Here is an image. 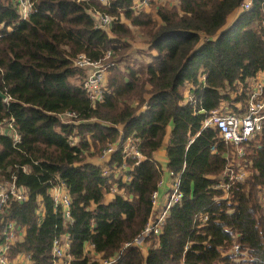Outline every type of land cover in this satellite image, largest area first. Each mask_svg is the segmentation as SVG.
Masks as SVG:
<instances>
[{
    "label": "trees",
    "instance_id": "16d2710c",
    "mask_svg": "<svg viewBox=\"0 0 264 264\" xmlns=\"http://www.w3.org/2000/svg\"><path fill=\"white\" fill-rule=\"evenodd\" d=\"M245 1H156L153 12L136 13L134 0H110L107 6L32 0L34 12L22 21L15 0H0V92L7 97L0 98V121L14 119L21 136L15 146L0 135V181L15 177L30 194L28 202L11 201L0 215V234L9 221L26 231L12 259L26 254L33 264H53V242L63 235L70 237L71 264L117 257L152 216V196L164 175L155 155L168 137L166 170L173 182L167 196L180 178L182 200L169 210L160 235L134 245L115 264H235L227 255L235 242L253 264H264V131L239 162L216 128H204L215 110L242 112L237 104L247 98V82L264 73V0H252L251 9L242 11ZM89 9L115 18L109 33L96 29ZM137 31L149 61L126 64ZM107 52L114 64L106 77L108 92L93 105L83 88L86 74L74 61L85 55L98 62ZM188 94L193 101L186 103ZM65 113H74L77 124H62L56 116ZM128 139L137 141L144 160L124 161ZM113 145L118 149L105 176L86 160ZM237 164L249 176L227 201L215 189L216 178ZM58 184L71 197V224L50 195ZM113 187L123 195L107 203ZM201 214L210 217L202 228Z\"/></svg>",
    "mask_w": 264,
    "mask_h": 264
},
{
    "label": "built area",
    "instance_id": "2783aa9c",
    "mask_svg": "<svg viewBox=\"0 0 264 264\" xmlns=\"http://www.w3.org/2000/svg\"><path fill=\"white\" fill-rule=\"evenodd\" d=\"M104 6L109 5L110 0H95ZM158 0H134L131 9L136 13L148 12L152 8L153 2ZM18 6V12L20 20L26 21L34 12V3L32 0H15ZM165 4L171 6L177 5L176 0H163ZM252 7V0H246L242 6V11H248ZM88 14L95 22L96 29L109 33L115 18L107 13L101 12L96 9H89ZM127 24V22H126ZM262 29L264 32V20L262 22ZM111 52H107L105 58L101 61L95 62L86 57L85 55H79L75 61L74 66L80 70L85 71L86 76L83 78V88L88 94L92 104H96L104 100L105 94L108 92L106 87V77L109 74V69L114 64L110 61ZM203 79L205 77L203 76ZM247 98L244 104H237V107L242 110L239 114H235L229 110H215L211 112L209 118L205 121L204 128L213 127L219 132L220 140L225 144H230L234 148L235 156L240 162L244 160L247 154V149L257 140V137L264 131V73H260L255 79L247 82ZM193 101V96L188 94L185 102ZM60 122L64 125H76L74 121L76 115L74 113H65L56 116ZM67 117L68 120L64 119ZM0 135L10 137L14 141V145L21 143V136L16 131L15 120H2L0 121ZM75 141L71 140L70 144L75 145ZM257 143V141H256ZM118 145L110 146L104 150L99 156L90 158L88 157L86 162L94 163L100 167L105 176L111 174L109 166L112 155L117 151ZM216 151V147H212V152ZM124 161L126 159H138L139 161L145 158L138 151L137 141L134 139H128L124 150ZM163 168V167H162ZM121 169L125 172L130 170L127 163L124 162ZM28 168H24L27 172ZM165 172H168L165 170ZM170 174V173H169ZM171 175V174H170ZM249 176V171L245 169L241 164L236 166L232 165L227 168L218 178H216L215 189L223 192V199L231 201L232 189L239 183L244 182ZM16 178L12 181H0V215L3 214L11 201L18 203H26L29 201V190L25 186H20L16 183ZM127 181L130 177L125 178ZM164 179L159 183L158 190L154 192L153 199V213L144 231L140 236L132 243L127 244L121 250V253L112 260L100 259L97 264H115L122 258L127 251L134 245L141 244L144 239L151 236H158L161 234L165 225L168 212L171 207L178 205L182 200V194L180 192V178L177 179L173 185V192L169 194L168 201L159 210L161 191L164 188ZM123 195V191L118 190L117 187L111 188L109 195ZM50 195L54 201L55 208L61 209L65 219L70 224L72 223L71 217V197L68 189L64 184H58L50 191ZM260 204L264 215V187L260 195ZM41 209L38 214L43 213V204L40 203ZM210 217L208 214H201L197 221L199 227L202 228L207 225ZM42 221V218H40ZM26 235L25 229L20 227L16 222L9 221L4 223V228L0 234V264H33L30 255L18 254L14 259L11 258L12 248L18 243L24 241ZM70 237L69 235H63L54 240L52 245V258L53 264H71L72 256L70 254ZM189 246L186 247L188 250ZM227 255L232 256L235 264H253L254 258L247 251L242 250L241 245L235 242ZM181 264H185L184 262Z\"/></svg>",
    "mask_w": 264,
    "mask_h": 264
},
{
    "label": "rangeland",
    "instance_id": "374dc122",
    "mask_svg": "<svg viewBox=\"0 0 264 264\" xmlns=\"http://www.w3.org/2000/svg\"><path fill=\"white\" fill-rule=\"evenodd\" d=\"M239 14V10L235 11L227 20L226 26L225 28H227L228 26H230L234 20L237 18ZM133 49L130 51L125 63L127 64H133V65H139L141 63H147L149 61L148 57L146 56V54L143 52L144 49H146V47L144 48V39L143 36L137 31V37L136 40L133 43ZM185 93H187V91L185 90ZM68 120V119H66ZM169 146V138L167 137L165 139V142L161 148V150L159 151V153L157 154L156 158L159 159L161 166L164 167L166 166L165 162L167 160V149ZM165 170V169H164ZM113 196L112 195H107L106 198V202H110L112 200ZM146 250V248H145Z\"/></svg>",
    "mask_w": 264,
    "mask_h": 264
},
{
    "label": "crops",
    "instance_id": "0c3cea01",
    "mask_svg": "<svg viewBox=\"0 0 264 264\" xmlns=\"http://www.w3.org/2000/svg\"><path fill=\"white\" fill-rule=\"evenodd\" d=\"M177 1V5H178V0H176ZM156 3H162V4H165L164 2H163V0H158ZM154 10H152V8H150V10H148V12H153ZM155 13V12H154ZM154 16H156V14H154ZM128 24V23H127ZM85 72V71H84ZM86 74V73H85ZM161 150V149H160ZM159 150V151H160ZM159 152H157L156 153V155H155V160L157 161V162H159L160 163V161H159V159H157L158 158V156H157V154H158ZM156 156H157V158H156ZM167 163H168V158H167V160H166V162H165V164H166V166H167ZM166 166L164 167V169L166 170ZM165 170H164V175H163V179H164V182H165V185H164V188L162 189V191H161V199H160V205H159V210L160 209H162V207L165 205V203L168 201V191L170 190V187H171V183L173 182L172 181V179H171V175L169 174V172H165ZM167 171V170H166Z\"/></svg>",
    "mask_w": 264,
    "mask_h": 264
},
{
    "label": "water",
    "instance_id": "95a60500",
    "mask_svg": "<svg viewBox=\"0 0 264 264\" xmlns=\"http://www.w3.org/2000/svg\"><path fill=\"white\" fill-rule=\"evenodd\" d=\"M0 98H2L3 100H6V99H7L6 95H4V94L1 93V92H0Z\"/></svg>",
    "mask_w": 264,
    "mask_h": 264
},
{
    "label": "bare ground",
    "instance_id": "6f19581e",
    "mask_svg": "<svg viewBox=\"0 0 264 264\" xmlns=\"http://www.w3.org/2000/svg\"><path fill=\"white\" fill-rule=\"evenodd\" d=\"M64 119H68L67 117H64Z\"/></svg>",
    "mask_w": 264,
    "mask_h": 264
}]
</instances>
